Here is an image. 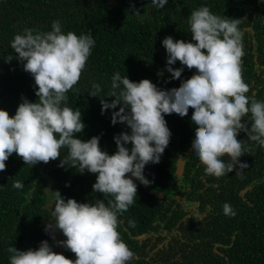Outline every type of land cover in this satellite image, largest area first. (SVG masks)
I'll list each match as a JSON object with an SVG mask.
<instances>
[{"label":"trees","instance_id":"16d2710c","mask_svg":"<svg viewBox=\"0 0 264 264\" xmlns=\"http://www.w3.org/2000/svg\"><path fill=\"white\" fill-rule=\"evenodd\" d=\"M50 223L64 264H264V0H0V264Z\"/></svg>","mask_w":264,"mask_h":264},{"label":"water","instance_id":"95a60500","mask_svg":"<svg viewBox=\"0 0 264 264\" xmlns=\"http://www.w3.org/2000/svg\"><path fill=\"white\" fill-rule=\"evenodd\" d=\"M176 168H177V172L178 174L181 173V169H182V161L180 159H178L177 161V164H176ZM49 227L51 228V231H52V240L55 241V243L58 245L59 244V240H58V236H57V232L55 230V226L53 223H50L48 224ZM63 248L64 247H60L59 249V255H58V259H57V262L56 264H62V262L65 261V258H64V254H63Z\"/></svg>","mask_w":264,"mask_h":264},{"label":"flooded vegetation","instance_id":"af4514ba","mask_svg":"<svg viewBox=\"0 0 264 264\" xmlns=\"http://www.w3.org/2000/svg\"><path fill=\"white\" fill-rule=\"evenodd\" d=\"M181 160V159H180ZM165 194H160L159 196H164ZM166 235H168L166 232H164V235L163 236H166ZM144 238H145V236H144ZM166 238H164V242H166ZM58 246L59 247H64L63 248V251H65V246L64 245H62V244H58ZM161 248V247H160ZM167 251H170L169 249H166ZM38 251H40V248L38 249ZM151 250H150V248H149V246L148 245H146L145 246V244H144V247H142L140 250H139V253H141L142 254V256H143V259H144V261H145V257H146V259L148 258V255H146L145 256V254H147V253H149ZM59 250H58V252H57V259H58V255H59ZM141 256V257H142ZM140 257V258H141ZM57 259H56V262H57ZM56 262L54 263V264H56ZM65 263V261L64 262H62V264H64ZM101 264H116V263H114V262H105V263H101ZM145 264V263H144Z\"/></svg>","mask_w":264,"mask_h":264}]
</instances>
